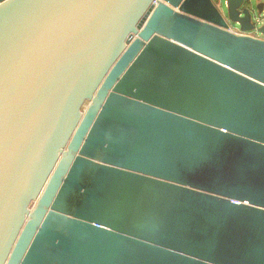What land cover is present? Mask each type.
Instances as JSON below:
<instances>
[{"label":"water","instance_id":"95a60500","mask_svg":"<svg viewBox=\"0 0 264 264\" xmlns=\"http://www.w3.org/2000/svg\"><path fill=\"white\" fill-rule=\"evenodd\" d=\"M255 28L261 1L0 0V264H264Z\"/></svg>","mask_w":264,"mask_h":264},{"label":"rangeland","instance_id":"374dc122","mask_svg":"<svg viewBox=\"0 0 264 264\" xmlns=\"http://www.w3.org/2000/svg\"><path fill=\"white\" fill-rule=\"evenodd\" d=\"M250 1H251V3H252L253 5H256V2H258V0H250ZM260 1H261V2H264V0H260ZM221 11H222L223 14L226 15V13H227V9H226V6H225L224 4H221ZM231 28H233L234 30H236V29H237L236 23L231 24ZM237 30H238V29H237ZM258 35H259V37L264 38V35H261V34H258Z\"/></svg>","mask_w":264,"mask_h":264},{"label":"built area","instance_id":"2783aa9c","mask_svg":"<svg viewBox=\"0 0 264 264\" xmlns=\"http://www.w3.org/2000/svg\"><path fill=\"white\" fill-rule=\"evenodd\" d=\"M232 31H234V32H236V33H239L238 30L236 31V30L232 29ZM258 34H259V33H258V31L256 30V28H255V30L246 33V35H249V36H252V37L261 38V37H259Z\"/></svg>","mask_w":264,"mask_h":264},{"label":"crops","instance_id":"0c3cea01","mask_svg":"<svg viewBox=\"0 0 264 264\" xmlns=\"http://www.w3.org/2000/svg\"><path fill=\"white\" fill-rule=\"evenodd\" d=\"M258 1H260V0H258ZM233 29V28H232ZM236 31H237V29H236Z\"/></svg>","mask_w":264,"mask_h":264}]
</instances>
